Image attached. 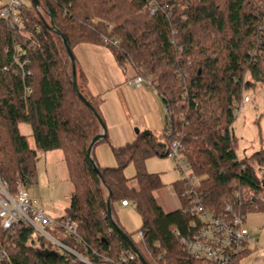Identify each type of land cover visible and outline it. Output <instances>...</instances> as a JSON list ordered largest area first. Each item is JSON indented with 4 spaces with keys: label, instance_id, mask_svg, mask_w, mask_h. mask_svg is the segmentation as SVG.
I'll list each match as a JSON object with an SVG mask.
<instances>
[{
    "label": "trees",
    "instance_id": "1",
    "mask_svg": "<svg viewBox=\"0 0 264 264\" xmlns=\"http://www.w3.org/2000/svg\"><path fill=\"white\" fill-rule=\"evenodd\" d=\"M22 1L20 26L0 19V175L8 193L17 196L37 177L40 155L59 151L72 191L58 220L71 219L89 249L50 229L60 241L93 264L116 260L132 250L116 230L118 225L126 233L114 211L128 201L142 227L138 241L126 234L147 264H209L191 258L172 234L185 233L191 221L183 211L182 183H175L182 208L165 213L155 197L164 184L146 162L168 158L179 141L209 210L222 214L232 206L245 216L264 213V189L255 172L264 171V147L239 158L233 127L244 92L264 87V0H38V7ZM149 2L160 10L151 14ZM64 40L74 57L77 89L88 104L76 93ZM80 44L108 48L120 67L130 66L150 81L166 108L164 131L143 130L132 144L113 148L112 168L99 166L94 157L106 136L90 151L105 126L102 100L90 92L74 56ZM129 165L136 170L132 179L125 175ZM0 249L6 252L0 264H84L59 250L58 256L43 255L54 249L44 237L22 223L5 230L1 219ZM135 264H142L139 257Z\"/></svg>",
    "mask_w": 264,
    "mask_h": 264
},
{
    "label": "built area",
    "instance_id": "2",
    "mask_svg": "<svg viewBox=\"0 0 264 264\" xmlns=\"http://www.w3.org/2000/svg\"><path fill=\"white\" fill-rule=\"evenodd\" d=\"M22 5V0L6 2L0 0V19L10 24L12 28L20 26L22 21L19 10ZM148 7L151 14L160 10V7L153 2H149ZM26 64H21L20 69L23 70ZM25 74L23 72V76ZM130 84L136 88L151 85L150 81L141 76H136ZM247 104H251V99L244 92V99L238 105L237 113ZM168 157L173 160L181 176L183 195L187 201L183 211L191 217L185 233L173 230L172 234L179 239L191 258L204 259L209 264H232L237 256L247 251L249 244L256 243L255 237L247 227L246 216L234 212L232 206H228L222 214H215L207 208L205 194L201 191L200 178L193 172L179 141L172 144ZM37 204L38 201L31 197L26 188H20L17 196H11L8 193V185L0 175V219L5 230H10L15 224L22 223L44 237L53 246L54 251L68 253L84 264H93L84 254L67 246L50 232V229L60 231L64 237L82 243V249L87 252L89 248L79 237L76 224L69 218L58 220L51 217L40 211L36 207ZM131 204L128 201L121 202L122 207H128ZM5 257L6 252L0 249V263L5 260ZM137 260L138 255L133 250H129L122 253L116 260L108 261L107 264H135Z\"/></svg>",
    "mask_w": 264,
    "mask_h": 264
},
{
    "label": "crops",
    "instance_id": "3",
    "mask_svg": "<svg viewBox=\"0 0 264 264\" xmlns=\"http://www.w3.org/2000/svg\"><path fill=\"white\" fill-rule=\"evenodd\" d=\"M74 56L86 75L90 92L94 97H100L102 100L100 116L108 140L103 142L100 140L95 147L96 163L101 167H115L117 163L113 148L119 149L132 144L138 134L137 131L151 130L156 134L164 131L167 121L165 105L152 85L136 88L130 84V81L137 76L136 72L130 66L120 67L108 48L80 44L74 49ZM53 153L54 151L42 154L47 164ZM157 174L161 175V173ZM177 182L179 181L176 180L168 186L164 185L163 189H167L166 198H168L166 205L172 207L171 211L166 212L158 203L165 213H172L182 208V201L175 189ZM29 193L33 199L38 198L30 191ZM155 197L157 198L156 195ZM70 200L71 194L67 197L68 204ZM128 207H122L118 203L114 206V211L116 213ZM39 210L55 219L64 216L53 206H45ZM239 264H264V247H259L256 243L249 244Z\"/></svg>",
    "mask_w": 264,
    "mask_h": 264
},
{
    "label": "rangeland",
    "instance_id": "4",
    "mask_svg": "<svg viewBox=\"0 0 264 264\" xmlns=\"http://www.w3.org/2000/svg\"><path fill=\"white\" fill-rule=\"evenodd\" d=\"M7 0H5L6 2ZM254 90H248L246 95L251 99V104L245 105L237 113L236 121L233 125L234 134L238 139L237 154L239 158H248L264 147V87L259 85ZM22 133L29 135L27 127L22 126ZM32 148L34 142L29 138ZM61 152L54 151L53 157L47 164L44 156L40 155L37 164V177L27 182L26 189L38 198L36 207L42 209L45 206H53L59 214H64L69 206L67 197L71 194V184L67 179V170L61 160ZM149 173H161L160 178L164 185H170L174 181L181 180V176L176 170L172 159L151 158L146 162ZM136 174L135 166L129 165L125 170L127 178L132 179ZM132 184H135L132 182ZM167 189L156 192L157 201L164 211H171L172 207L167 206ZM259 195L258 198H261ZM263 197V196H262ZM118 223L124 228L126 233L132 236L134 241H138V231L142 227V220L133 204L126 209H120L115 213ZM246 224L252 235L256 239L259 247H264V213L254 212L246 215Z\"/></svg>",
    "mask_w": 264,
    "mask_h": 264
},
{
    "label": "water",
    "instance_id": "5",
    "mask_svg": "<svg viewBox=\"0 0 264 264\" xmlns=\"http://www.w3.org/2000/svg\"><path fill=\"white\" fill-rule=\"evenodd\" d=\"M32 3L34 4L35 7H38L39 6V1L38 0H32ZM65 42V45H66V49H67V52L72 60V63H73V70H72V76H73V79H74V87L76 89V93L78 94V96L80 98L83 99L82 95L79 93L78 89H77V85H76V77H77V73H76V66H75V63H74V57L72 55V51L70 49V47L67 45L66 43V40H64ZM84 102H86L84 99H83ZM87 103V102H86ZM88 104V103H87ZM137 133H139L137 131ZM105 137V133L103 132L102 134L98 135L94 140L93 142L91 143L90 145V151H92V149L94 148L95 144L97 142H99L100 140H102L103 138ZM92 163L94 165V168L96 170V172L98 174H100L96 164L94 163V161L92 160ZM255 172H256V175H257V178L258 180L260 181L261 185H262V188L264 189V171L262 169H255ZM111 198H112V193L110 192V195H109V199H108V214L111 215V208H112V205H111ZM116 230L118 231V233L123 237V239L130 245L131 249L138 255L139 259L141 260L142 264H147L142 258L141 256L137 253V251L134 249L129 237L127 236V234L118 226L116 225ZM41 253L43 255H46V256H58V252L54 251V250H49V249H46L44 251H41Z\"/></svg>",
    "mask_w": 264,
    "mask_h": 264
}]
</instances>
